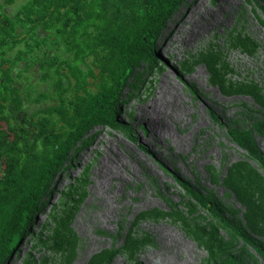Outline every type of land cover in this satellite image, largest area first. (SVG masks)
Here are the masks:
<instances>
[{
    "label": "rangeland",
    "instance_id": "1",
    "mask_svg": "<svg viewBox=\"0 0 264 264\" xmlns=\"http://www.w3.org/2000/svg\"><path fill=\"white\" fill-rule=\"evenodd\" d=\"M199 1L175 9L155 58L139 64L123 89L122 128L95 125L75 144L4 264H95L102 254L110 259L101 264H180L183 256L184 264H212L196 237L215 222L174 174L246 226V209L224 179L239 162L263 178L264 171L225 126L251 129L264 119V0ZM197 3L186 25L193 39L180 43L186 31L172 37ZM142 9V0H0V182L7 162L32 169L52 153V136L69 131L57 108L70 114L76 97L109 82L117 57L107 35ZM209 55L222 84L209 73ZM253 135L264 151V134ZM102 211L110 213L105 228ZM249 232L264 243V232ZM231 247L242 249L236 241ZM247 252L248 264H262Z\"/></svg>",
    "mask_w": 264,
    "mask_h": 264
},
{
    "label": "trees",
    "instance_id": "2",
    "mask_svg": "<svg viewBox=\"0 0 264 264\" xmlns=\"http://www.w3.org/2000/svg\"><path fill=\"white\" fill-rule=\"evenodd\" d=\"M142 1L143 9L139 13L107 35V41L114 47L117 57L109 82L100 79L95 91L87 90L84 96L76 97L70 114L62 107L57 108L59 119L69 127V131L61 139L52 136V153L32 169L25 167L15 171L11 162L5 165L4 176L0 182V264H4L17 248L51 181L68 159L75 144L95 125L122 128L118 114L123 89L139 64L155 58V45L160 32L182 0ZM241 43L244 44L243 39ZM205 61L213 80L222 84L215 73L219 61L211 55ZM220 64L225 71L227 65L222 62ZM230 87L234 91L256 96L255 89L251 87L243 86L236 90ZM225 128L230 139L264 171V151L253 135V131L264 134V119L255 120L251 129L233 124L226 125ZM174 178L186 194L206 210L215 222L207 225V231L201 227V231L205 233L202 235L201 232L196 237L208 251L212 264H248L247 249L264 264V243L249 232H264V178L259 172L247 163L239 162L232 165L224 179L225 184L246 209V226L227 216L211 196L196 190L176 174ZM220 227L225 230L227 237L221 234ZM233 241L240 242L242 249L232 250ZM109 259V255L102 254L93 263H106Z\"/></svg>",
    "mask_w": 264,
    "mask_h": 264
},
{
    "label": "bare ground",
    "instance_id": "3",
    "mask_svg": "<svg viewBox=\"0 0 264 264\" xmlns=\"http://www.w3.org/2000/svg\"><path fill=\"white\" fill-rule=\"evenodd\" d=\"M203 0H200L199 2L201 3ZM198 7H200V6H198V3H197V5L195 6V7H193L192 9L190 8V10H189V12H188V14L185 16V18H183V19H181L180 20V23H179V25H178V28H177V32H176V35H174L172 38H175V37H180L181 36V34H180V36H178L179 35V33L181 32V31H186L185 33H183V34H186L185 36H182V37H180V39H179V42L180 43H183V44H186V43H190L191 41H192V39H193V37H192V33H191V31H190V29H189V27L188 26H186L191 20H192V18L195 16V14L198 12ZM207 9V8H206ZM198 17V16H197ZM182 18V17H181ZM173 31V30H172ZM194 32H197V29H195V30H193ZM197 34V33H196ZM176 39V38H175ZM160 40V39H159ZM170 40V39H169ZM172 40V39H171ZM161 42V41H160ZM170 45V44H169ZM183 46V45H182ZM171 47V46H170ZM173 48V47H172ZM176 48V47H175ZM183 49V48H182ZM171 51V50H170ZM169 51V52H170ZM166 52V51H165ZM168 53V52H167ZM172 53V52H171ZM166 74V73H165ZM168 81V80H167ZM172 81V80H171ZM172 85V84H171ZM166 86V85H165ZM176 89V88H175ZM171 94V93H170ZM176 95V94H175ZM170 99V98H169ZM202 99H204V98H202ZM160 100V99H159ZM181 100V99H180ZM179 101V100H178ZM170 102V101H169ZM156 103V102H155ZM159 103V102H158ZM154 106V105H153ZM161 106H162V104H161ZM157 107V109L158 110H160V108L158 107V106H156ZM156 107H154L153 109H155L156 110ZM183 107V106H182ZM165 108V107H164ZM164 108L162 109L163 111H164ZM184 108V107H183ZM171 110V109H170ZM184 113L185 112H182V114H180L179 115V118L178 119H180L183 115H184ZM177 114H179V113H177ZM162 115H163V112L160 110L159 112H157L156 114H155V116H156V118L160 121V120H163V117H162ZM186 116V115H185ZM184 116V117H185ZM170 116H168V118H169ZM183 117V118H184ZM176 118V117H175ZM182 118V119H183ZM173 119V118H172ZM177 119V120H178ZM176 121V120H175ZM200 122H203V119L202 118H200V120H199ZM183 122H184V120H183ZM182 122V123H183ZM185 122H186V120H185ZM200 122H198V123H200ZM167 123V122H166ZM197 123V124H198ZM204 123V122H203ZM195 124V123H194ZM167 125V124H166ZM175 125V124H174ZM185 125H187V124H185ZM165 128L167 127V126H164ZM192 127V126H191ZM190 127V128H191ZM196 127V126H195ZM202 128V127H201ZM190 130V129H189ZM203 130L201 129V132H202ZM206 132V131H205ZM192 133H194V129H191V131L189 132V135L191 136V134ZM204 133V132H203ZM187 134V133H186ZM193 136V135H192ZM206 137V136H205ZM166 141V140H165ZM179 141V140H178ZM187 141V140H186ZM193 141V140H192ZM183 142V141H182ZM181 143V142H180ZM183 147V145L181 146V145H178L177 146V149L175 150V151H180V149ZM173 148V147H172ZM176 148V147H175ZM172 153V152H171ZM106 162V161H105ZM107 169V168H106ZM105 175H106V177H105V179L108 181V185H111L110 184V178H111V176H110V173L106 170L105 171ZM109 177V178H108ZM103 185V184H102ZM104 188V187H103ZM106 190V189H105ZM101 197V196H100ZM105 201V200H104ZM106 206V205H105ZM99 218H97V221L99 222V221H101V225L105 228V227H107V220H109V216H110V213L108 212V211H102V213H100L99 214ZM112 216V215H111ZM94 217V216H93ZM96 218V217H95ZM105 222V223H104ZM97 223V222H96ZM176 255L178 256L179 255V252H177V253H175V258H176ZM179 257H180V255H179ZM179 257H177V258H179ZM183 259H184V256L182 257V259H180L179 261V263L180 264H184L183 263Z\"/></svg>",
    "mask_w": 264,
    "mask_h": 264
}]
</instances>
